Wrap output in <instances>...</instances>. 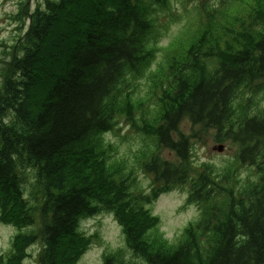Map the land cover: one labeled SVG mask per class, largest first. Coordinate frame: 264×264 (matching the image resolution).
Listing matches in <instances>:
<instances>
[{"label": "trees", "instance_id": "16d2710c", "mask_svg": "<svg viewBox=\"0 0 264 264\" xmlns=\"http://www.w3.org/2000/svg\"><path fill=\"white\" fill-rule=\"evenodd\" d=\"M194 1L201 30L175 45L153 80L161 94L143 128L155 143L143 163L149 193L134 191L135 170L107 135L120 119L138 128L132 85L156 60V15L171 0H37L25 12L0 86V221L19 230L0 264H24L36 243L39 264H77L92 243L82 222L102 212L137 258L116 251L103 264H264V107L255 101L264 92V0ZM185 120L237 143L255 179L239 184L233 164L193 174ZM29 172L36 204L24 190ZM186 183L199 218L170 242L153 233L160 219L149 205Z\"/></svg>", "mask_w": 264, "mask_h": 264}, {"label": "rangeland", "instance_id": "374dc122", "mask_svg": "<svg viewBox=\"0 0 264 264\" xmlns=\"http://www.w3.org/2000/svg\"><path fill=\"white\" fill-rule=\"evenodd\" d=\"M36 4L37 0H0V86L3 80V67L9 61L12 46L19 37L25 12ZM201 13L198 1L171 0L170 8L161 10L156 15L157 31L161 34L156 60L146 77L135 81L132 85L136 103L142 104L135 113L138 128L127 123L125 119H120L118 130L107 135L108 142L115 145L117 156L126 160L128 167L135 170L136 193H149L153 182V176L146 174L143 167V163L149 160L155 149L152 137L143 130L145 121H152L153 114L160 105L161 90L155 88L153 80L166 63L169 54L175 49V45L181 47V44H186L201 30ZM255 101L257 108L264 107V92H259ZM180 131L184 136H188L192 144L191 161L195 169L193 174L206 164L220 171L233 164L232 167L239 169V184L247 183L248 177L251 180L255 179L254 168L238 161L237 154L240 147L237 143L231 140L219 141L214 129H206L188 120L180 124ZM221 144L225 146L224 151L214 150V147ZM163 155L170 160L176 159L175 153L168 150H165ZM35 186V176L33 172H29L24 190L32 204H36L41 198ZM37 195L39 199H36ZM188 195L189 183H186L163 193L149 205L151 213L160 219L159 227L153 233H161L170 242H177L182 237L186 227L199 218V208L187 201ZM81 229L86 235L91 236L92 243L77 264H103L104 257L116 251H121L127 261L137 259L127 247L122 227L112 213L102 212L84 220ZM30 230H34V227L23 231ZM18 232L15 226L0 221V252L7 254L11 251L13 238ZM41 249V243L30 246L28 249L30 256L25 259L24 264H39Z\"/></svg>", "mask_w": 264, "mask_h": 264}, {"label": "water", "instance_id": "95a60500", "mask_svg": "<svg viewBox=\"0 0 264 264\" xmlns=\"http://www.w3.org/2000/svg\"><path fill=\"white\" fill-rule=\"evenodd\" d=\"M224 149H225V146L222 145V144L219 145V146L214 147V150H216L218 152H222V151H224Z\"/></svg>", "mask_w": 264, "mask_h": 264}, {"label": "clouds", "instance_id": "9594fccd", "mask_svg": "<svg viewBox=\"0 0 264 264\" xmlns=\"http://www.w3.org/2000/svg\"><path fill=\"white\" fill-rule=\"evenodd\" d=\"M5 123H7V121H5Z\"/></svg>", "mask_w": 264, "mask_h": 264}]
</instances>
